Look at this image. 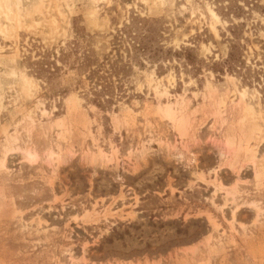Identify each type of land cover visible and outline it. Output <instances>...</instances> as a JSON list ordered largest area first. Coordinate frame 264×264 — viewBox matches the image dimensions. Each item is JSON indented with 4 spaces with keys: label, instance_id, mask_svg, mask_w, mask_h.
I'll return each instance as SVG.
<instances>
[{
    "label": "rangeland",
    "instance_id": "obj_1",
    "mask_svg": "<svg viewBox=\"0 0 264 264\" xmlns=\"http://www.w3.org/2000/svg\"><path fill=\"white\" fill-rule=\"evenodd\" d=\"M228 26L209 0H0V264H264V16L241 76L207 67ZM139 33L206 64L137 60ZM84 53L130 69L108 110Z\"/></svg>",
    "mask_w": 264,
    "mask_h": 264
},
{
    "label": "trees",
    "instance_id": "obj_2",
    "mask_svg": "<svg viewBox=\"0 0 264 264\" xmlns=\"http://www.w3.org/2000/svg\"><path fill=\"white\" fill-rule=\"evenodd\" d=\"M216 7V13L223 21L229 24L228 29L234 42L231 46L229 58L222 63H213L207 66L219 75L225 73L241 76V72L246 68V61L243 59L242 42L245 41L243 31L247 21L253 19L254 13L264 16V6L261 5L259 0H209ZM242 21V22H241ZM262 25L260 23L253 24L252 28L258 30ZM264 29V28H263ZM125 35H129L125 30ZM131 38V37H130ZM133 49L135 51L137 60L138 58H146L149 63L157 64L161 59L171 61L174 57L183 60L184 67L195 73L201 71V66L205 65V61L194 54V49L182 48L180 51H169L168 56L165 55L162 49H155L153 47L152 39L147 35L135 38ZM81 65L79 71L86 72L89 70L88 80H90V101L96 105L100 110L105 111L110 109L117 101V91L120 90L116 83H122L121 78L129 73L128 65L122 62H116L113 65L102 63L98 66L95 65V58L90 53H84L81 56ZM159 64V63H158ZM32 71L38 78H46L48 83H51L59 71V67L55 63L40 60L38 62L29 61ZM109 65L108 71L106 67ZM140 66L144 65L140 63ZM96 67V68H95ZM162 68V67H161ZM248 70H246L247 72ZM250 73V71H249ZM114 79H119L114 81ZM123 80V79H122ZM52 97L61 96L65 91L56 90L55 85H52Z\"/></svg>",
    "mask_w": 264,
    "mask_h": 264
}]
</instances>
